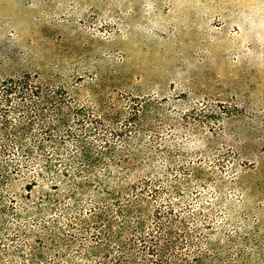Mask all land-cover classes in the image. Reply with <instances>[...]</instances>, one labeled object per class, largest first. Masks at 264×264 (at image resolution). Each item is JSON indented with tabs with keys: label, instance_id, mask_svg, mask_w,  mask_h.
<instances>
[{
	"label": "rangeland",
	"instance_id": "1",
	"mask_svg": "<svg viewBox=\"0 0 264 264\" xmlns=\"http://www.w3.org/2000/svg\"><path fill=\"white\" fill-rule=\"evenodd\" d=\"M155 245L264 264V0H0V264Z\"/></svg>",
	"mask_w": 264,
	"mask_h": 264
},
{
	"label": "trees",
	"instance_id": "2",
	"mask_svg": "<svg viewBox=\"0 0 264 264\" xmlns=\"http://www.w3.org/2000/svg\"><path fill=\"white\" fill-rule=\"evenodd\" d=\"M17 82H18L17 84H11V85L6 86L4 88V90L2 91L6 95V98H7L6 101H9L10 95L13 92L17 91L19 93L25 94L24 87H25V85H27V82H22V81L21 82L17 81ZM52 177L60 178L61 174L60 173H56V174L52 175ZM132 209L133 208H131L130 205H128V207H126L125 209H122V213L121 214H123L124 218H129V216H130V214L132 212ZM101 213H102L101 210L99 212L94 213V217L101 218L102 221L107 220L106 217L103 214H101ZM137 224H139L141 226L142 222L138 221ZM107 227H108V229H107ZM113 229H114V225L111 222H108V225H106V223H105V225L103 227H101V231L103 233V236L105 237L104 239H107V241H109V242H122L125 228L119 229V231L116 234L113 233ZM120 247L122 249L121 252H123V254L119 255V259H122L123 256H124V258H126V254L128 253V250H126L127 246L124 245V243H122V244H120ZM148 250L151 251L152 256L155 257V259L153 260V262H156L155 264H159V260L160 259L165 260L163 251H161V249H158L156 247V245L152 246V248L149 247ZM128 257L130 259V260H127L128 263H132V262H136L137 261V258L134 257L133 253H130V255L127 254V258ZM167 260H168V262L165 263V264H168V263L172 264V261H170V259H167ZM125 264H127V262Z\"/></svg>",
	"mask_w": 264,
	"mask_h": 264
}]
</instances>
